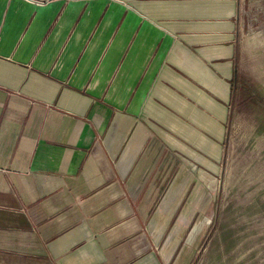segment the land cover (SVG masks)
<instances>
[{
	"label": "crops",
	"instance_id": "crops-1",
	"mask_svg": "<svg viewBox=\"0 0 264 264\" xmlns=\"http://www.w3.org/2000/svg\"><path fill=\"white\" fill-rule=\"evenodd\" d=\"M260 2L0 0V264L171 263Z\"/></svg>",
	"mask_w": 264,
	"mask_h": 264
},
{
	"label": "rangeland",
	"instance_id": "rangeland-1",
	"mask_svg": "<svg viewBox=\"0 0 264 264\" xmlns=\"http://www.w3.org/2000/svg\"><path fill=\"white\" fill-rule=\"evenodd\" d=\"M216 177L181 197V240L170 264H264V4L250 7ZM172 228V227H171Z\"/></svg>",
	"mask_w": 264,
	"mask_h": 264
}]
</instances>
